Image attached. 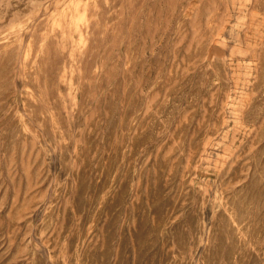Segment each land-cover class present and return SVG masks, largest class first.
<instances>
[{
    "label": "rangeland",
    "instance_id": "rangeland-1",
    "mask_svg": "<svg viewBox=\"0 0 264 264\" xmlns=\"http://www.w3.org/2000/svg\"><path fill=\"white\" fill-rule=\"evenodd\" d=\"M0 264H264V0H0Z\"/></svg>",
    "mask_w": 264,
    "mask_h": 264
}]
</instances>
